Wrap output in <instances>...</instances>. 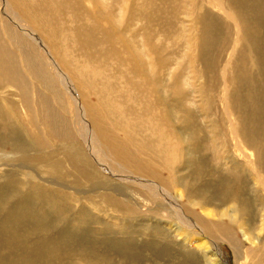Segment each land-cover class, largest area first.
I'll return each instance as SVG.
<instances>
[{
	"label": "bare ground",
	"instance_id": "6f19581e",
	"mask_svg": "<svg viewBox=\"0 0 264 264\" xmlns=\"http://www.w3.org/2000/svg\"><path fill=\"white\" fill-rule=\"evenodd\" d=\"M104 1L109 2L0 0V160L16 159L19 155L25 164L21 166L26 178L16 179L14 166L3 172L0 264H145L148 255L157 253L168 255L169 264H228L223 255L225 245L233 251L236 264H264V95L251 98L242 93L244 87H254L259 77L264 78V0H203L225 22L207 9L195 12L192 1L186 9L185 17L198 25L197 42L193 45L197 56L194 58L188 41L185 48L213 88L208 101L198 95L202 116L208 119L209 105L219 98L223 111L214 108L212 112L218 117L215 120H228L230 131L228 136L222 133L221 139L214 132L210 143L208 140L206 149L214 145L216 151L224 148L223 160L214 165L199 155V142L203 141L196 135L193 106L182 105V113L174 110L176 97L183 90L180 83L194 87V82H189L191 78L183 74L185 69L174 73L179 61L175 63L178 57L168 47L171 37L166 28L172 27V15L179 10H170L173 6L168 4L174 0H159L158 4H153L156 0H115L108 5ZM143 24L148 27L142 30ZM249 29L254 30L255 37L253 72L246 62L244 42ZM193 32H188V40ZM123 33L129 41L122 38ZM78 56L93 59V64L82 67L91 73L85 89L74 63L86 61L78 60ZM108 59L119 73L114 80L106 74ZM164 71L168 73V85L162 83ZM129 80L133 90L127 88L129 99L124 96L129 103L127 109L119 108L118 114L128 110L136 115V131V126L145 123L144 130L151 128V134L140 140L139 135L121 136L115 127H108L100 109L106 107L105 112L117 113L112 109L116 103H107L118 97L115 90L111 91V84L124 91ZM102 82L109 88L100 95ZM178 83L177 92H172ZM36 84L33 100L30 87L36 88ZM155 84L162 89L152 92ZM91 94L101 96L98 103L92 101ZM2 99L14 115L12 119ZM52 99L58 108L48 106ZM131 106L140 111L130 110ZM18 124L24 131L15 127ZM218 124L211 121L209 127L217 131ZM22 132L29 142L22 139ZM48 140L57 150L49 149ZM130 142L141 143L143 153L147 148L155 149L164 163L158 166L148 155L133 153ZM190 163L193 165L187 176ZM45 174L65 182L47 179ZM68 177L71 180H66ZM187 177L191 183L182 181ZM111 179L123 181L127 189L133 183L130 187L138 186L147 199L129 196L127 189L120 193V188L101 187ZM41 180L74 191L73 198L90 202L101 213L111 208L109 211L116 218L119 214L133 218L136 212L130 203L155 204L164 217L156 220L164 224L166 237L172 234V238L190 246L186 249L181 243L182 250L173 251L131 239H93L89 227L76 224L79 231L74 232V222L92 224L95 220L83 209L71 211L57 203L67 193L61 188L46 187ZM78 181L90 183L92 189L81 191L69 186ZM129 191L139 194L130 188ZM119 196L129 203L125 204ZM55 214L66 215L58 220L59 227L53 224L58 219Z\"/></svg>",
	"mask_w": 264,
	"mask_h": 264
},
{
	"label": "rangeland",
	"instance_id": "374dc122",
	"mask_svg": "<svg viewBox=\"0 0 264 264\" xmlns=\"http://www.w3.org/2000/svg\"><path fill=\"white\" fill-rule=\"evenodd\" d=\"M108 1L109 2L104 1L103 3H105L106 5L116 3L115 0H108ZM189 1H192L194 3L195 7H193V10L195 9V12L200 13V12H202V10L207 9L208 12L211 15L220 17L221 19L223 18L218 13H216L217 11H215L213 8H211L210 6H208L207 5V2L206 3H203V0H176V1L174 0L173 2H170V5L168 4V6L170 8L173 6L170 9L172 11H174V8L175 9H179L178 12L175 15H172L173 16L172 23H171V26L172 27L169 28L170 31L168 30V28H166L167 33L171 37V42H170V44H168V47L173 50L174 56L176 58L178 57L177 60L175 61V63L177 61H179V66H176L175 65V67H174V73H177L178 71L185 69V71H184L183 74H185V75H187L188 77L191 78V79H189V82H191V83L194 82V87L191 86V84H189V83H188V86L187 85L184 86L183 84L180 83V87L183 90H181L180 91V95H178L176 97L177 104L175 105L174 110L178 111L179 113H182L183 112L182 105L188 104V105L193 106L191 109H192L193 114H194V120H193L195 122L194 125H195V127H197L196 128V135H199V137H201L200 139L203 141L202 143L199 142V145L201 147V148L199 147V149H198L199 155H202L208 162H210L209 164L214 165L215 163L218 162L219 159H222L223 160L224 148L222 150L216 151V145H214V146H212L213 148L211 147L212 149H210V148H207L206 149V146L208 144V140H209V143H210V138H212L214 132H217L218 133L216 135V138H220L221 135H222V133H224L225 136H228L230 134V131L228 130V120H226V119L215 120L218 117L212 112L214 108H217L218 112H222L223 111V108L221 107L222 101L219 98L216 99L215 104L209 105V110L211 111L210 114H209V116H207V118L209 120L208 119H205L202 116L203 113H204V111L201 109V106L199 104V99L200 98H199L198 95H203V98L206 101H208L210 99L211 94H213V91H212L213 88H211V85L201 75V72L199 71V67H198L197 62L195 60H192L191 61V57H192L191 56V53L188 51L187 48H185V44L188 41V46H191L192 47V53H193L194 58L197 56V55H195L196 54V47L193 46V45H194L195 42H197V37H198V34L197 33L198 32L196 33V31L198 30V28H197L198 25H195L193 20H192V22H190V19H188V18L185 17V15H186V9H189L190 8ZM158 3H159V0H156V1L153 2V4H158ZM201 4H202V6H201ZM174 5H175V7H174ZM197 13H195V14H197ZM113 14L115 16L117 15V13H116V11L114 9H113ZM168 14H170V13H168ZM79 19L81 20L83 18H80L79 17ZM222 20L224 21V18ZM141 22H143V21H141ZM144 25L145 24H143V26H140V28L142 30L144 29V27H148V26H146V25L144 26ZM110 27L112 29H115L116 30V28H114L111 24H110ZM172 28H174V29L172 30ZM189 31H194L193 32L194 34L190 35V39L188 40V35H189L188 32ZM121 36H122V38H125L127 41H129L127 39V36L125 35V33L121 34ZM246 36H247L246 37V40L244 41L245 42L246 49H247V53H248V55H246V57H247L246 62L249 63V65L252 68V71L251 72H253V71L256 70V68L254 66L255 63H253L252 60H251V56L253 55L252 53L254 52V39H255V37H254V30L249 29V31H248V33H247ZM162 38L164 39V43H166V39L164 38L163 34H162ZM135 40H136V38L134 39V41ZM15 51L16 52H19V48L16 47L15 48ZM77 59L78 60H83V62L86 61L85 63H78V62L77 63H74L75 66L78 69V73L80 74V80L82 82V86L85 89V88H87L88 84L90 83L89 82V78L91 76V73L89 71H83L82 70V67L84 65H91V64H93V59L92 58L90 59V58H87V57H84V56H78ZM198 63L201 66V63L199 61H198ZM115 70H116V66L112 64V62H111L110 59H108L107 66H106V74L108 75V77L111 80H114L119 75V73H117ZM124 72H126V71H123V73ZM124 76H125V78L128 77V75H125V73H124ZM251 79H253V81L256 82L254 78H251ZM104 80H106V79L104 78ZM203 80H206V82H203ZM262 80H264V78H260L259 77V81H257L256 84L254 83V87H251V88L244 87L242 89V93L245 94V95L246 94L247 95H250V96L253 95V97L259 94L258 97L262 98L263 95H264V83H262ZM96 83H99V80L98 79H96ZM129 83H130V80L128 82H125V84L127 86L125 85L124 91H122L120 88L116 87L115 84H113V83L111 84V85H114L113 88H112V86H110V88H112L111 91H114L115 90L114 92L116 94L118 93V95H117L118 97L114 96L115 97V100L109 101L107 103L108 104L110 102L116 103L114 105L115 106L114 108L111 107V104H110V107L112 109H114L113 111L117 110V113H116V111L113 112V113H111V114H109L108 111H106L107 112L106 113L105 110H107V109H105L106 108L105 106H104L105 108L103 106H100V107H103L104 110L102 108H100V109L103 112V116L105 117L104 122L106 123V125L108 127H112V128L115 127L116 128V132L119 135H121V136L124 135L126 137V135H131V136L139 135L138 137H139V140H140L141 139L140 137L144 136L145 134L146 135H150L151 134V132H150L151 128H150V130L149 129L148 130H144L143 128H144V126L146 124L145 123L141 127H137L136 126V128H137V131H136V130H134L135 129V124L137 122L136 115H134V114L131 115L132 113H130L128 110H126V112L124 111V113H119L118 114V109L119 108L120 109H124V107H125V109H127L126 107L128 106L127 104L129 102H125V100H126L125 97L127 99H129L130 98V95H129L130 93H127L126 91H127V88H129L130 90H133L129 86ZM162 83L165 84V85H168L169 84L167 71H164L162 73ZM99 85H101V83ZM178 86H179V83L176 86H173L172 87V92H174V93L177 92ZM102 87H103L102 91L101 90L99 91L100 92V95L102 93H104L105 91H107V90H105V88L106 89L109 88L108 87V84L107 83L105 84L104 82H102L101 88ZM159 88H161V86L155 84V88L152 89L151 91L154 92V91H156ZM37 89H38L37 84H36V88H35V85L30 87V90H31L32 93L31 92H29V93H31L33 95L32 96V99L33 100L36 98V95L35 94L37 92ZM103 90H104V92H103ZM122 92L123 93L126 92V93L123 94ZM216 93L219 94L218 92H216ZM100 95L98 94L96 97L92 95V96H90V98L92 99V101H95V102L98 103V101L101 99V96ZM116 98H118V100ZM251 98H252V96H251ZM246 99L249 100L247 97H246ZM2 101L5 103V101L3 99H2ZM16 101H15V103H17ZM120 101L122 103H120ZM165 101H166V99H165ZM206 103L207 102H204V105ZM108 104H106V105H108ZM49 105L52 106L51 107L52 109L58 108V103L55 102L53 99L49 101L48 106ZM5 107L7 108L6 111H7L8 115H10V118L12 119V117L14 115H12V113H9L8 112L10 109H9V107H8V105L6 103H5ZM121 107H123V108H121ZM185 108L187 109L189 107H185ZM129 109L132 110V111H134V112H139L140 111L139 110V107H135V106H131ZM193 109H195V110H193ZM56 110H59L58 111L59 113L61 111V113L64 114V115H66V114H67V116L69 115L66 111H63L61 109H56ZM142 110L144 111V109H142ZM127 111L129 112V115H128V112ZM200 111H202V112H200ZM106 115H107V117H106ZM120 115H122L123 117L120 116ZM117 116L119 117L120 120L118 119ZM113 120H115V121L113 122ZM128 120H130V123H132V125L129 123ZM211 121H216V122L219 123L218 126H217V131H215V128L209 127V124H211ZM154 122H156V119L154 120ZM208 122H209V124H207ZM20 126L21 125H19V124L18 125H15V127L19 131H24V128L22 126L21 127ZM131 126H133V127L131 128ZM179 127H181V126H179ZM130 130H132V131H130ZM26 131L29 132V130H26ZM37 131L40 132L39 129H37ZM129 131L132 132V133L134 132V134L130 133ZM20 136L22 137V139L26 143L29 142L28 138L27 137H24V136H26V134H24V132H22V134L20 133ZM130 140H131V137L129 138L128 141H130ZM132 141H133V139H132ZM48 142L50 143L49 140H48ZM137 142L136 143L135 142H133V143L130 142L131 143L130 144L131 145V150H132L133 153L139 154V155L140 154H142V155H148L150 157L151 161L154 162V163H156V164H158V166H161L164 163V159L160 157V155L155 151V149H152V151H151L150 149L147 148L146 149L147 152L144 151V153H143L142 150H145V149L142 148V146H140L141 143H137ZM50 144L52 146L50 145L49 149L51 148L52 150L53 149H56L57 150L58 147H55L54 146V143L53 144L50 143ZM28 148H30L32 151H36L35 150L36 148L33 149L29 145H28ZM148 150H150V151H148ZM147 153H149V154H147ZM4 158L0 160V164H2V165H0V182L3 180V178H2V176L4 174L3 172H5V170H8L9 168H11V166H14L15 169L17 168L15 170L16 173H14L16 179H18V180H20V179H26L24 177V175L22 174V169L24 170V168L22 166H23L24 163H22V160L19 158V155H18V158H16V159L13 158V157L6 158V159H4ZM180 158L181 157H178V160H180ZM15 160H17V161H15ZM32 165H34V164H32ZM192 165H193V163H190L189 165H187V171H186L185 175H187V176L189 175V172L188 171L191 169ZM25 169H27V168H25ZM184 172L185 171H183V173ZM20 174H21V176H20ZM103 174L106 175V173H103ZM41 175L44 177L43 174H41ZM45 176H46L45 178L52 179V180L54 179L53 181H56V182H62V183L65 182V180H63V181L56 180L57 179L56 176H52V175L50 176V175H47V174H45ZM66 180L69 181V180H71V178L68 177ZM111 181H112V179L111 180H108L107 182H105V185L103 184V185H101V187L102 188H108V187H110V188H113L114 190H119V188H120V191H118L120 193L125 192V190L127 189V188L124 187V182L123 181H118V182L117 181H114V180L112 182ZM182 181L185 182V183H191L189 177H187V179L182 180ZM43 182L44 181H42V184L46 185V187L53 188V189L61 188L60 190L65 191L67 193V196L65 198H63L61 201H60V199H58L56 201L57 203H60L62 205H65L66 208L69 209V210H71V211H73V210L76 211V210H79V209H83L84 212H87L88 213L87 214L88 216L89 215L92 216L93 221L95 220L92 224H90V223H85V224L81 223V224L78 225L76 222H74L71 225V229L74 232H77L78 233V231H79L78 228L75 226V224H76L79 227H81V226L89 227L91 229V231L88 232V233L90 234V237L93 238V239L102 238V237H104V238H106V237H108V238H114L116 240H122V239H127L128 240V239H131L133 241H136L139 244L140 243L141 244H144V243L145 244H150L152 247H159L160 245H161L160 247H163V246L164 247H167V248L170 247V249H172L173 251L182 250L183 247H182L181 243H183L185 245L186 249H188L189 248L188 246H190V244H185L180 239L179 240H176L175 238H172V234L170 235L171 238L170 237H168V238L166 237L167 234L164 231L165 230V227L163 226L164 224L158 223V221L156 220L158 218L162 220L164 217H162L161 211H159V209L157 210L155 204L152 205V204H150V202H148V204H145V203H142V202H138L139 205L138 206H135V205H133L131 203L128 204L129 201L127 202L126 198L119 196V198H121L124 201L125 204H128V205H130L132 207L134 206L133 207L134 208V212H136L138 214H136V213H134L135 215L133 214V218L135 216L134 219L133 218H128L125 215L124 216L123 215L121 216V214H119L118 217L116 218L115 213H113L112 211H109L111 208H108L107 211H104L103 213H101L97 209L93 208V205L90 202H87V201H85L82 198L81 199L73 198L75 196V192L74 191L69 190V189H67L65 187H58L57 185H53V184L52 185H49L47 182H44V183ZM107 183H110V184H107ZM113 183H116V184H113ZM107 185H108V187H107ZM132 185H134V184L133 183L132 184H129V185H127V187H129L130 189H133L134 192L139 193V194L138 195L137 194H133V192L129 191V188H128L126 190L127 191L126 193L129 194V196L131 195L132 197H134V195H135L136 197L137 196L139 197V195H140L143 199L144 198L147 199L146 197H144V194L145 193L142 190H140V188L138 186L136 188L135 187H130ZM69 186L70 187H74L76 189H79L81 191H85V190H88V189L89 190L92 189L91 188L92 185L90 183H84V181H81V182L78 181L77 182V185H75V186H74V184L70 183ZM111 186H113V187H111ZM77 187H79V188H77ZM123 187L125 188L124 191L122 189ZM128 191L131 192L132 194L128 193ZM166 196L169 197L168 194ZM148 205L149 206H152V207H150L151 209L148 208L149 207ZM65 216H66L65 214H59V215L58 214H55L54 217H57L58 219L56 220L57 222L55 221V223H53L54 226H56V227L58 226L59 227V223L60 222L58 220H60L61 218L65 217ZM111 217H113V218H111ZM134 220H136V221H134ZM55 224H57V225H55ZM160 233H162V236H161ZM145 248H147V247H145ZM223 250H224L223 251V253H224L223 254L224 255V259H226L227 263L228 264H236V262L234 260V257H233L234 255L232 254L233 251H231V248H229L227 245H225L224 248H223ZM195 252L197 253V251H195ZM167 256L168 255H164V254H159L158 255V253L156 255H153V256L148 255L147 256L148 257V262H145V264L146 263L147 264H169L168 263V258H166ZM158 262H160V263H158Z\"/></svg>",
	"mask_w": 264,
	"mask_h": 264
}]
</instances>
